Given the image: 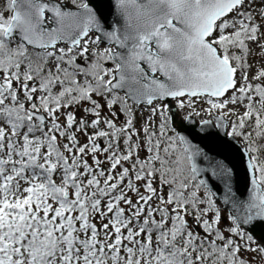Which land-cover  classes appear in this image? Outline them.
<instances>
[{
    "label": "snow or ice",
    "instance_id": "snow-or-ice-1",
    "mask_svg": "<svg viewBox=\"0 0 264 264\" xmlns=\"http://www.w3.org/2000/svg\"><path fill=\"white\" fill-rule=\"evenodd\" d=\"M0 264H264V0H0Z\"/></svg>",
    "mask_w": 264,
    "mask_h": 264
}]
</instances>
